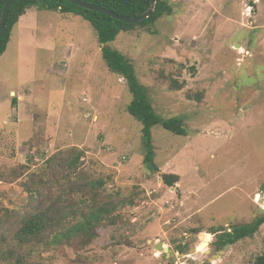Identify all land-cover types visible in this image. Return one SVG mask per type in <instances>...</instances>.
Listing matches in <instances>:
<instances>
[{"label":"rangeland","instance_id":"obj_1","mask_svg":"<svg viewBox=\"0 0 264 264\" xmlns=\"http://www.w3.org/2000/svg\"><path fill=\"white\" fill-rule=\"evenodd\" d=\"M169 2L171 14L109 43L133 64L155 113L182 120L185 135L151 129L155 171L143 162L141 123L126 110V82L106 66L88 21L31 7L12 29L0 57V207L28 210L30 177L69 148L82 152V173L126 202L121 220L88 245L43 249L46 264H203L218 253L211 229L258 215L264 0ZM162 173L178 175L174 186ZM159 241L172 258L154 249ZM263 250L264 223L210 264H250Z\"/></svg>","mask_w":264,"mask_h":264},{"label":"trees","instance_id":"obj_2","mask_svg":"<svg viewBox=\"0 0 264 264\" xmlns=\"http://www.w3.org/2000/svg\"><path fill=\"white\" fill-rule=\"evenodd\" d=\"M6 0H0V15ZM106 8L120 15L137 16L150 7V0H81ZM36 7L64 14L81 16L95 30L101 56L109 70L121 76L131 94L127 112L141 123V139L144 148L143 162L150 170H158L153 160L151 129L160 125L164 129L185 135L179 117L162 118L155 113L146 87L139 82L131 61L109 43L120 32L148 29L159 18L172 13L169 0H156L152 13L136 23H126L103 13L87 10L67 0H14L6 14L0 35V56L6 50L12 29L26 10ZM171 87L180 89L181 84L171 80ZM15 96L11 103L16 104ZM82 152L77 148L60 151L59 156L48 157L44 169L34 173L25 185L31 207L26 210L0 207V264H46L41 256L43 249L61 245L82 248L97 235L103 225L121 220L117 208L125 204L118 193L107 192L102 177H92L81 172ZM162 183L174 186L178 175L162 173ZM49 189V193H44ZM128 202L131 199L127 200ZM264 223V213H259L245 224L232 225L227 229H211L210 244L219 251L226 244L253 235ZM176 252L187 254L185 247ZM250 264H264V250Z\"/></svg>","mask_w":264,"mask_h":264},{"label":"water","instance_id":"obj_3","mask_svg":"<svg viewBox=\"0 0 264 264\" xmlns=\"http://www.w3.org/2000/svg\"><path fill=\"white\" fill-rule=\"evenodd\" d=\"M13 1L14 0H6L4 5H3L2 12H1V15H0V35H1V33L3 31V28H4V23H5V18H6L7 11L9 9V6L13 3ZM67 1L77 5L79 7H82L84 9L96 11V12H99V13H103V14H105L107 16H110L112 18L121 20V21L126 22V23H136L138 21H141V20L147 18L152 13L154 5L156 3V0H150V3H151L150 7L146 11L142 12L141 14H139L137 16L131 17V16H125V15L117 14V13H115L113 11H110V10H108L106 8H103V7H100L98 5H94V4L85 2V1H81V0H67ZM261 197H262V204L258 208V214L259 213H264V190L261 193ZM228 246L229 245L226 244L224 246L223 250L226 249ZM153 247H154V249H157L160 252H162L165 257H171L172 258L174 256L173 250L171 248H169V247H164V244L161 241L155 243L153 245ZM195 250H196V248H192V251H195ZM223 250L218 251L217 254H213L211 256V258H208V261H204L203 264H210V262L212 261V257H218L223 252Z\"/></svg>","mask_w":264,"mask_h":264},{"label":"crops","instance_id":"obj_4","mask_svg":"<svg viewBox=\"0 0 264 264\" xmlns=\"http://www.w3.org/2000/svg\"><path fill=\"white\" fill-rule=\"evenodd\" d=\"M4 53H5V52H4ZM4 53H3V54H4ZM3 54H2V55H3ZM2 55H1V56H2ZM1 56H0V57H1ZM11 93H13V91H11Z\"/></svg>","mask_w":264,"mask_h":264}]
</instances>
